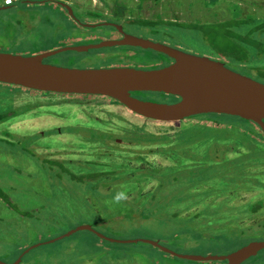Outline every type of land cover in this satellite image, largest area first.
I'll list each match as a JSON object with an SVG mask.
<instances>
[{
	"label": "rangeland",
	"instance_id": "rangeland-1",
	"mask_svg": "<svg viewBox=\"0 0 264 264\" xmlns=\"http://www.w3.org/2000/svg\"><path fill=\"white\" fill-rule=\"evenodd\" d=\"M62 1L95 11H76L79 19L95 27L81 26L84 22L73 20L56 0H21L7 9L0 8V53L33 57L66 47L108 42L118 33L106 24L119 23L130 35L223 61L231 70L264 83V37L260 33V27H264V0ZM127 49L66 52L46 61L68 69L109 68L129 62L133 68L156 70L165 66L160 61L168 60L151 50H143L134 60V56L130 57L133 49ZM139 95L142 100L155 103L176 101L173 96L159 93ZM75 97L0 84V112H8L9 116L26 112L0 121V195H5L0 196L1 260L14 263L22 258L20 264H128L126 258L140 254L158 264H224L177 259L141 242L116 244L87 230L43 244L83 225H91L114 240L160 241L181 255L224 256L250 242L264 241L263 190L260 204L252 206L256 196L239 197L237 192L233 199L232 194L233 206L214 196L225 195L219 185L222 174L227 180L243 179L246 189L264 184V175H251L254 168L248 170L249 166L264 162V134L257 125L237 118L226 121L240 132L214 139L210 154L214 164L199 162L194 169L181 170L176 175V169H153L154 165L169 166L171 162L155 153L162 146L161 139L157 144L150 143L154 137L139 139L136 126H144L154 135L173 134L191 123L227 129L231 126H218L207 119L157 122L109 103L105 97ZM220 118L225 121V117ZM40 126H48V132L40 135ZM249 127L254 128V133L249 134ZM103 133L113 139L102 138ZM116 139L136 147L130 143L127 148ZM241 149L245 156L233 163L225 161L228 153L237 155ZM51 161L71 173L57 169L58 165L52 166ZM241 163L243 171L238 168ZM126 165L142 167L145 175L147 169L155 172L151 177L154 182L149 185L152 189L143 184L136 190L129 187L136 185L134 178L130 182L125 177L118 179L123 171H130ZM102 171L116 172V176L105 180L109 185L97 173ZM72 175L85 179H72ZM3 181L6 185L1 184ZM195 182L202 183L197 187ZM128 188L134 193L126 195ZM144 191L147 194L141 195ZM116 195L121 198L117 200ZM248 199L251 203H246ZM243 207L247 211L256 209L255 216L248 220ZM177 208L190 210L192 217L173 214ZM38 244L42 245L23 256ZM245 264H264V250Z\"/></svg>",
	"mask_w": 264,
	"mask_h": 264
},
{
	"label": "water",
	"instance_id": "water-1",
	"mask_svg": "<svg viewBox=\"0 0 264 264\" xmlns=\"http://www.w3.org/2000/svg\"><path fill=\"white\" fill-rule=\"evenodd\" d=\"M69 12L72 10L67 6ZM122 34L121 40H109L88 46L66 47L33 57L0 53V83L45 93L92 95L111 98L148 120L163 123L181 122L185 119L217 114L238 117L255 123L264 132V83L228 68L225 63L187 53L161 42L136 37L124 32L120 25L107 23ZM86 27H95L86 25ZM138 47L164 54L174 63L156 70L112 66L99 69H68L45 63V60L66 52L87 53L113 47ZM138 93H159L178 97L173 104L155 103L136 97ZM90 231L100 239L118 244L139 242L161 247L152 240H114L97 232L91 225H83L50 242L72 236L78 231ZM42 244L33 246L31 250ZM169 252L168 249H163ZM264 250V241H253L237 251L224 256L173 255L194 262H226L243 264ZM22 256V257H23ZM0 260V264H20Z\"/></svg>",
	"mask_w": 264,
	"mask_h": 264
},
{
	"label": "trees",
	"instance_id": "trees-1",
	"mask_svg": "<svg viewBox=\"0 0 264 264\" xmlns=\"http://www.w3.org/2000/svg\"><path fill=\"white\" fill-rule=\"evenodd\" d=\"M260 33L263 34V37H264V27H260ZM155 53H157V52H155ZM160 55L165 56L164 54H160ZM164 64L167 65L168 63L163 61V65ZM6 86H8L10 88H13V87L17 88L16 86H13V85L12 86L6 85ZM18 88L24 89L22 87H18ZM26 91L39 92V91L29 90V89H26ZM42 93L48 94V93H45V92H42ZM138 95H139V93H138ZM175 99H176L175 102L180 101V98H178V97H175ZM24 113H26V112H13L12 115L9 116L8 112H6V114L4 112H0V121L4 122L6 120H10V118H12V117H17L18 115H21V114H24ZM220 117H225V121H222V119ZM234 118L243 120V119L238 118V117L227 116V115H217V114L202 115V116H196V117L190 118V120H199V121H201L200 119H207L208 122H212L213 124L216 123L218 126L219 125L224 126V124L225 125H230L231 127L228 128V129L226 127H224V128L207 127L206 125H201L199 123H196V124L195 123H191L192 125L190 127L189 126L188 127H183L180 131L175 132L173 134H164L163 133L161 135H154L150 131H148V132L145 131V129H144L145 127L144 126H136L135 127L136 128V134L135 135L139 136L140 137L139 139H142V138H147L148 139L150 137H154L153 141H150V143H153V144H157V142H159L158 138H160L161 139L160 143L162 144V146L157 148V150H155V153L160 155L161 158L168 159L171 162V165H169V166H163L161 164L154 165L153 169L154 170L157 169L159 171H161V169H165L166 167L170 168L171 170L172 169H176L177 173H175V174L177 175L178 173H181L180 172L181 170L182 171H190V170L194 169L195 165L198 164L199 162H203L204 161V163L206 165L214 164L213 161H211L212 160V156H210V154H211V146L213 144L214 139L216 137L217 138L221 137V134H228V133H230V134L234 133L235 134L237 130L238 131L240 130L235 125L226 122V121H232V119H234ZM243 121L247 122L246 120H243ZM248 122H250V121H248ZM250 123L251 124H255L253 122H250ZM255 126H256V124H255ZM159 127H161V126H159ZM253 127L252 128H250V127L248 128L249 131H250L249 134L254 133V128ZM161 128H163V126ZM229 129H231V130H229ZM167 133H170V132H167ZM263 134H264V132H263ZM91 136L95 137L97 135L96 134H94V135L92 134ZM163 136H167V138H162ZM102 138L108 139V138H110V136L105 134V133H103ZM201 138L205 139V141H202ZM212 138H213V140H211ZM263 138H264V136H263ZM263 138H261V139H263ZM259 142L262 143V140H260ZM130 143L131 142H126L124 140V142L122 144L126 145V147L128 148ZM132 144L135 145V147H136V144L131 143V145ZM261 146L264 148L263 143H262ZM150 149H153V148L150 147ZM148 152H151V150H149ZM245 155L246 154L243 155V150L241 149L240 152L239 151L237 152V155H235V154H231L230 155L228 153V157L229 158H226L225 161L233 163V162L237 161V159H239V157H243ZM217 156H219V155H217ZM207 160L209 161L208 163H207ZM140 161H142V160H140ZM37 164L38 165H42V164H39L38 162H37ZM51 164H52V166H53V164L58 165V163L54 162V161H51ZM105 166H108V163H106ZM126 166H130L129 167L130 171H128L126 169L125 171L122 172L121 176L118 179H121V178L125 177L124 180L130 182L129 180L131 178H134V180L136 182V185L130 184L129 185L130 188H133V189H136V190H138L139 188H143V184H145L147 186L146 183L151 182V180H152L151 177H154V173L155 172L154 173L150 172L151 169H147L146 171H148V175H145L143 173V171H142V167L134 168V167H131V165H126ZM189 167H192V168L188 169ZM61 168L64 169V170L62 169L63 172L71 173L69 170L65 169L62 166V164H59L57 169H61ZM238 168L241 169V171H243L242 163H241L240 167H238ZM251 168H254V171H255V173H253L251 175H256L257 174V169H259V171L262 172L263 175H264V162L262 163V165H257L256 163H255V165H251V166H249L248 170H250ZM261 168L263 169L262 171H261ZM52 169L56 170L54 168H52ZM141 171H142V173H141ZM47 172L48 171H46V173ZM97 173L99 174V176L101 178V181H103V183L105 182V180L107 178L109 179V178H113V176H116V172L115 171H106V172L102 171L101 173H99V172H97ZM131 173H132V175H129ZM221 173H223V172H220V174ZM61 177H63V176H61ZM147 177H148V179L145 182V179ZM189 177H191V179L193 180V176L192 175H189ZM219 178H220L219 185L222 187V191H224L225 195L220 193V194L214 195V196L217 198V200L226 199L228 201V203L230 204V206H233L232 205V200H231V195L234 194L233 195V199H234V197L237 194V192H239L237 190L238 188L239 189H245L246 188L244 186V180L242 179L243 181L242 180L239 181L237 178L233 179V180L232 179L231 180H227V179H224L223 174L220 175ZM72 179H82V180H84L85 177H76L75 175H72ZM162 179H164V177H162ZM187 182L190 183L189 180ZM201 183L202 182H199V183L195 182V185L197 187H200ZM233 183H235V187H234ZM1 184L6 185V182L3 181V183H1ZM104 184L105 185L106 184L109 185V183H104ZM233 187H234V189H232ZM257 187L258 186H254V187H250V188H257ZM229 188H231L232 190L229 189ZM0 189H2V188L0 187ZM13 190H16V186H13ZM128 190H129V188H128ZM193 190H194L193 191V193H194L195 192V188ZM144 192L145 193L141 192V195H146L147 194L146 192H148V191H144ZM0 193H2L1 190H0ZM130 193H134V192L130 191V192H126L125 194L126 195H130ZM201 193H203V191H201ZM0 196L4 197L5 195H3V196L0 195ZM115 197H117V195ZM185 198L187 199L188 197H185ZM141 200L143 201V199H141ZM220 203L221 202H219V204ZM243 208L246 210V208L249 209L251 207H250V205H248L246 208L245 207H243ZM255 211H257V210L255 209L253 212L246 210V214L249 215V216H247L248 220H249V218H252V217L255 216V214H256ZM250 214H252V215L250 216ZM259 214H261V213H259Z\"/></svg>",
	"mask_w": 264,
	"mask_h": 264
},
{
	"label": "flooded vegetation",
	"instance_id": "flooded-vegetation-1",
	"mask_svg": "<svg viewBox=\"0 0 264 264\" xmlns=\"http://www.w3.org/2000/svg\"><path fill=\"white\" fill-rule=\"evenodd\" d=\"M57 2H60V6L62 7V8H65V12L66 13H68L70 16H72L71 18L73 19V20H81V21H83L82 19H79L78 18V14H79V12H81V9L80 8H82V7H80V6H76L75 4H73L72 6L71 5H69V4H67V2L65 1V2H63L62 0H56ZM69 5V7L71 8V10L73 11L72 12V14L69 12V10H68V8H67V6ZM77 9H79V12L78 13H76V11H77ZM85 12H87L88 14H90V13H93V12H95V11H90V10H86V9H84V8H82ZM105 16V15H104ZM84 23H81V26H83L84 28H86V25H89V23L87 22V21H83ZM90 25H92V24H90ZM118 25H120L119 23H118ZM120 26H122V25H120ZM110 27H112V26H110ZM123 27V26H122ZM88 28V27H87ZM112 28H114V30H116L117 31V33H118V36L114 39V40H121L122 39V34L121 33H119V31L115 28V27H112ZM124 28V27H123ZM124 32L125 33H127L125 30H124ZM128 34V33H127ZM134 36V35H133ZM137 37V36H136ZM144 39H146V38H144ZM158 42V41H157ZM165 44H167V43H165ZM124 47H128L129 49H127V50H130V49H133V51H132V53H131V58H132V56H134L133 57V59L134 60H138L139 58V54L138 53H140V52H142L143 50H145V49H142V48H138V47H129V46H124ZM179 49V48H178ZM152 51V50H151ZM153 52H155V51H153ZM122 54H125V53H122ZM161 54V53H160ZM166 57V56H165ZM168 60L167 61H164V62H167L168 64L167 65H165V66H168V65H170V64H172V63H174V61L172 60V59H169L168 57H166ZM47 60V59H46ZM45 60V63L47 64V61ZM217 60V59H216ZM218 61H220V60H218ZM161 63H163V61H160ZM221 62H223V61H221ZM122 63H124V64H128V65H126L125 67H132L131 65H133V64H130L129 62H122ZM224 63V62H223ZM240 64H244V63H240ZM226 65V64H225ZM227 66V65H226ZM51 94H54V93H51ZM69 98H73V97H75V96H82V97H90V96H92V95H71L72 97H70L68 94H66ZM135 96L136 97H140L138 94H135ZM92 97H105V96H92ZM76 98V97H75ZM105 98H107L108 100H109V103H112V104H118V105H120V106H122L120 103H118L117 101H115V100H113V99H111V98H108V97H105ZM82 106H83V104H81ZM123 108H125L124 106H122ZM126 110H128L127 108H125ZM129 112H131L130 110H128ZM41 128H42V130H40V131H38L39 133H40V135H44V134H46L47 132H48V130H49V128H48V126H40ZM260 128V127H259ZM36 129V128H35ZM110 136V135H109ZM110 138H112V136L110 137ZM116 142L118 143V144H121V143H123L121 140H119V139H116ZM112 156H113V154H112ZM108 157H111V156H108ZM107 157V158H108ZM107 163V162H106ZM106 163H104L103 162V165L105 166V164ZM164 166V165H163ZM263 169L261 168V171H262ZM257 174H262L263 175V173L262 172H260L259 171V169H257ZM256 174V175H257ZM163 181H165V178L164 179H162ZM154 181H151V183H153ZM147 184V186L149 187V188H151V186H149L150 185V182L149 183H146ZM158 185L159 186H161L162 187V182L161 181H159L158 182ZM264 185H263V183L262 184H260L257 188H249V189H237L238 191H239V197L240 196H243L244 195V197H247V196H256L257 197V199H253L251 202H250V199H248V201L246 202V203H251V206L253 205V203H256V202H259V203H256V204H260V202H261V200H260V197L259 196H261L260 195V191H264V187H263ZM152 189V188H151ZM194 191V190H193ZM246 203H240L241 205H244V204H246ZM249 205V204H248ZM247 204H246V207L248 206ZM263 206H264V204H263ZM261 208H262V204H261ZM251 212H253L252 210H250ZM173 214H175V215H180V216H183V217H192L191 216V211L190 210H182L181 208H177V209H175V211H173ZM93 227V226H92ZM94 228V227H93ZM103 240V239H102ZM106 241V240H105ZM109 242V241H108ZM155 242H158L160 245H161V243H160V241H155ZM114 243H116V242H114ZM140 243V242H139ZM142 243V242H141ZM116 244H118V243H116ZM146 244V243H145ZM149 245V244H148ZM152 246V245H151ZM153 247H155V248H158L159 250H161L164 254H167V256H171V257H175V258H177V259H181V258H179V257H177V256H175V255H173L172 253H170V251L171 252H175L173 249H171V248H169V247H164L163 245H161V247H163V248H160V247H156V246H153ZM168 249L169 250V252H165L163 249ZM237 251V250H236ZM235 252V251H234ZM175 253H177V252H175ZM233 253V252H232ZM231 254V253H230ZM228 255V254H227ZM258 256V255H257ZM254 258V257H253ZM252 259V258H251ZM1 260V259H0ZM181 260H183V259H181ZM250 260V259H249ZM3 261V260H2ZM23 261V260H22ZM126 261H128V264H158V262H155V263H153L151 260H148V259H145V256L144 255H140V254H135V255H132V256H129L128 258H126ZM248 261V260H247ZM246 261V262H247ZM4 262H6V261H4ZM143 262V263H142ZM10 263H13V262H10ZM224 264H227L226 262H223ZM22 264H23V262H22ZM166 264H169V263H166ZM243 264H245V263H243Z\"/></svg>",
	"mask_w": 264,
	"mask_h": 264
},
{
	"label": "built area",
	"instance_id": "built-area-1",
	"mask_svg": "<svg viewBox=\"0 0 264 264\" xmlns=\"http://www.w3.org/2000/svg\"><path fill=\"white\" fill-rule=\"evenodd\" d=\"M16 1L17 0H0V7H2V6H11Z\"/></svg>",
	"mask_w": 264,
	"mask_h": 264
},
{
	"label": "crops",
	"instance_id": "crops-1",
	"mask_svg": "<svg viewBox=\"0 0 264 264\" xmlns=\"http://www.w3.org/2000/svg\"><path fill=\"white\" fill-rule=\"evenodd\" d=\"M20 1H21V0H17L16 2H14V4H16V3L20 2ZM14 4H13V5H14ZM13 5H12V6H13ZM12 6H2V7H0V8H1V9H7V7H12Z\"/></svg>",
	"mask_w": 264,
	"mask_h": 264
},
{
	"label": "clouds",
	"instance_id": "clouds-1",
	"mask_svg": "<svg viewBox=\"0 0 264 264\" xmlns=\"http://www.w3.org/2000/svg\"><path fill=\"white\" fill-rule=\"evenodd\" d=\"M120 198H121V197H120V196H118V197H117V200H119Z\"/></svg>",
	"mask_w": 264,
	"mask_h": 264
},
{
	"label": "bare ground",
	"instance_id": "bare-ground-1",
	"mask_svg": "<svg viewBox=\"0 0 264 264\" xmlns=\"http://www.w3.org/2000/svg\"><path fill=\"white\" fill-rule=\"evenodd\" d=\"M188 119H190V118H188ZM186 120V119H185Z\"/></svg>",
	"mask_w": 264,
	"mask_h": 264
}]
</instances>
